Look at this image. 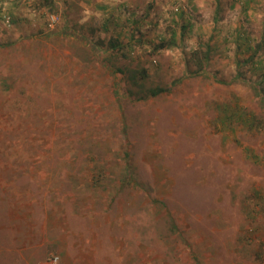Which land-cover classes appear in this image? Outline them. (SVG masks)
Returning a JSON list of instances; mask_svg holds the SVG:
<instances>
[{"label":"rangeland","instance_id":"1","mask_svg":"<svg viewBox=\"0 0 264 264\" xmlns=\"http://www.w3.org/2000/svg\"><path fill=\"white\" fill-rule=\"evenodd\" d=\"M0 264H264V0H0Z\"/></svg>","mask_w":264,"mask_h":264},{"label":"trees","instance_id":"2","mask_svg":"<svg viewBox=\"0 0 264 264\" xmlns=\"http://www.w3.org/2000/svg\"><path fill=\"white\" fill-rule=\"evenodd\" d=\"M52 1V0H49ZM220 1V0H219ZM209 54V53H208ZM121 73V71H119ZM203 74L201 72V70L199 69L197 72L193 73L192 75L194 76H198ZM134 78L131 79V87H134L137 89V92L133 91L132 88H129V94H131L132 96H135V98L137 100H146L150 97H156V95H158L157 91H155V89H145L144 84H141L135 80H133ZM133 82V83H132Z\"/></svg>","mask_w":264,"mask_h":264},{"label":"built area","instance_id":"3","mask_svg":"<svg viewBox=\"0 0 264 264\" xmlns=\"http://www.w3.org/2000/svg\"><path fill=\"white\" fill-rule=\"evenodd\" d=\"M54 261V260H53ZM56 261V260H55Z\"/></svg>","mask_w":264,"mask_h":264}]
</instances>
